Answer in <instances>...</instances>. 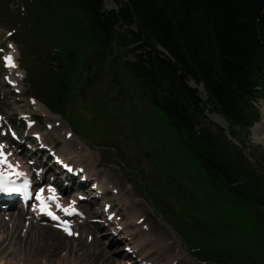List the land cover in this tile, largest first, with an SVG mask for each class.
<instances>
[{
	"label": "trees",
	"instance_id": "16d2710c",
	"mask_svg": "<svg viewBox=\"0 0 264 264\" xmlns=\"http://www.w3.org/2000/svg\"><path fill=\"white\" fill-rule=\"evenodd\" d=\"M117 1L118 12L102 10V0H37L42 37L47 50L56 53L52 66L44 67L47 74L37 71L36 90L52 110L65 114L78 82L73 78L78 59L90 47L109 50L118 41L122 49L141 43L148 50L125 67L211 185L210 207L215 210L213 204L221 198L242 218L233 239L216 236L206 220L198 226L188 223L189 231L202 232L201 239L197 233L188 236L189 245L200 248L197 254L206 261L227 257L233 264H264V163L257 169L222 128L207 120V104L186 83H203L210 109L223 115L231 128L247 132L258 119L250 100L264 76V0ZM46 4L52 7L49 14L42 8ZM134 23L139 31L130 38L115 28ZM223 244L231 248V256L220 253L219 258L215 249Z\"/></svg>",
	"mask_w": 264,
	"mask_h": 264
},
{
	"label": "rangeland",
	"instance_id": "374dc122",
	"mask_svg": "<svg viewBox=\"0 0 264 264\" xmlns=\"http://www.w3.org/2000/svg\"><path fill=\"white\" fill-rule=\"evenodd\" d=\"M31 1L0 0V25L5 28V31L15 26L18 33L23 32L28 36L27 39L24 38L25 44L22 41L20 42L23 45L17 44L18 47L25 48L27 59L30 61L27 65L26 60L21 61L23 68L30 67L33 61L43 53L40 50L43 41L36 34L37 23L34 22L33 26H30L29 21L27 22L24 18V13L30 8L33 9ZM105 7L112 9L117 6L114 1L107 0ZM119 29L126 33L131 28ZM12 41L17 43V40ZM8 47H11L9 43ZM121 54L125 56L120 59L128 61L134 60L136 56L126 52ZM106 60L107 54L90 52L83 61L85 70L83 67L79 69V65L75 68L73 78L78 80L84 75L81 81L85 80V85L76 91L78 97L72 106L75 110L76 123H78L75 128L72 125L74 116L70 123L71 121L69 122L67 118L51 112L44 104H42L43 113L37 112L35 106L26 99L28 96L23 95V98L19 99L15 93L9 91L8 97L3 98L1 90L7 87L1 74L0 113L4 114L16 127H21L18 118L23 117L24 114L32 115V118L38 120L37 126L40 128L38 130L48 133L46 136L48 143L58 147L65 157L73 160L74 163L87 166L92 177L101 171L103 176L100 177L109 178L114 175L116 180L124 185L125 199L121 194L116 193H112L109 199L123 214L125 224L128 225L127 231L136 240L138 253L145 256L148 264H176L179 261L178 251H175L173 246H168L169 241L162 231L147 234L141 230L136 217L147 216L140 209L137 215L136 212L133 215L130 213L129 201L133 197L143 201L145 210L147 209V213L152 217V225H155V220L163 226V230L172 233L174 246L182 254V262L179 264H205L188 253L183 245L180 236L183 240H187L183 224L191 223L197 226L206 220L217 235L222 234L233 239L238 237L242 218L237 211L230 207L226 208L227 205L221 198H217V202L213 204L215 210L210 207L207 193L212 191V187L194 167V161L184 151L183 146L173 140L172 130L165 123L163 112L147 106L139 83L125 69H117L122 67L119 61L104 66ZM0 69L5 72L1 66ZM262 87L264 88V82ZM260 93L261 96L255 101L259 111L264 103V90L260 89ZM23 111L24 114L21 113ZM49 123L53 126L52 130L47 129ZM58 123L60 126L57 125ZM68 128L74 131L77 138L71 145L62 136V129L68 130ZM252 133L250 130L249 137L243 138L246 145H254ZM81 144L90 151L85 147L82 151L76 150ZM257 147L264 148L260 145ZM245 154L255 162L251 146L246 147ZM114 184L111 183L113 187L120 189L117 183ZM108 190H112V187ZM97 203L102 208V202ZM99 210V214L102 213L101 209ZM3 219L10 225L14 224L10 214L4 215ZM147 222H149L148 218ZM85 227L92 229L93 225L90 223L80 225L79 238H66L62 235L58 237L59 243L54 239L52 247H59L55 253V262L49 263L48 259L42 257V260H38L35 264H70L72 259H76L79 264L81 260L70 252V248L77 246L85 248L86 251L87 248H94L96 252L103 251L104 254H110L117 258L118 264H125L126 259H133L126 252L124 253V244L128 241L119 242L111 234L102 236L96 232L94 235L93 231H85ZM173 228L178 229L180 236ZM196 233L201 238L202 232L196 231ZM91 234L92 239L88 237ZM152 236L156 240H151ZM4 237L6 236L0 235V240ZM96 240L102 241L103 244L101 246L99 243L95 244ZM9 248L7 255L0 256V264H33L28 261V253L24 248L13 245ZM228 250L232 251L230 247Z\"/></svg>",
	"mask_w": 264,
	"mask_h": 264
},
{
	"label": "bare ground",
	"instance_id": "6f19581e",
	"mask_svg": "<svg viewBox=\"0 0 264 264\" xmlns=\"http://www.w3.org/2000/svg\"><path fill=\"white\" fill-rule=\"evenodd\" d=\"M194 87H198L202 92H204V89L202 85H197L195 82H190ZM38 108H36V111H42L41 105L39 103H36ZM215 121L221 123L224 125V122H222L221 118L218 115L211 116ZM253 133L255 136L256 141L264 143V105L262 107V117L261 121L258 122L255 127H253ZM69 145L73 144L72 141L68 143ZM84 147V146H83ZM113 179L111 180V183H117L121 190H124V185L120 183L119 180H116V177L113 175ZM116 180V181H115ZM104 188L108 187L109 184L103 183ZM144 203L142 201L135 202V200H132L131 207L133 208L131 210V213L136 210L138 211V208L140 210L144 211L146 213L147 218L149 219V230L152 233H157V231H162L163 234L166 235V239H170L171 235L167 230H163V226H160L157 222H155V225L151 224L153 220L148 216V210L146 211L143 205ZM4 204H1L2 206ZM87 213H90L91 210L87 208ZM3 215L0 214V235H5L6 237L2 238L0 240V256L7 255L9 251V247L11 245L22 247L24 250L28 253L27 256L29 257L28 261H31L33 264L38 263V260H42V257L49 260V263L55 262V253L56 250L59 248H53L52 244L54 243V239H56V242L59 243V236H62L61 232L52 228V227H45L40 226L37 224H32L30 226L23 225L22 222V214L19 213L18 215H13L14 224L10 225L3 219ZM138 219H142V217L138 216ZM86 230H89L88 228ZM24 234V235H23ZM57 234H59L57 236ZM170 236V237H169ZM99 243V246L103 244L102 241H95V244ZM174 247V243H170L169 247ZM70 252L73 256L78 257L77 259H80L81 262L85 264H117V258L113 257L110 254H104L103 251L96 252L93 248H87V251L85 248H79L78 246L75 248H70ZM78 254H80L78 256ZM104 254V256H103ZM107 255V256H106ZM179 258L182 257V255L179 253ZM72 257V256H71ZM110 257V258H106ZM100 259L102 261L100 262ZM47 260V262H48ZM24 261V260H23ZM182 261V258H181ZM25 262V261H24ZM27 262V261H26ZM25 262V263H26ZM70 264H78L76 259H72L70 261ZM79 262V261H78ZM23 263V262H21ZM27 264V263H26ZM31 264V263H30ZM45 264V263H44Z\"/></svg>",
	"mask_w": 264,
	"mask_h": 264
},
{
	"label": "snow or ice",
	"instance_id": "6c2138e0",
	"mask_svg": "<svg viewBox=\"0 0 264 264\" xmlns=\"http://www.w3.org/2000/svg\"><path fill=\"white\" fill-rule=\"evenodd\" d=\"M9 35H11V33H9ZM5 60L8 62V65H9L10 67H14V66H15L14 58H13L11 55L6 56V57H5ZM0 147H2V146H0ZM0 160H2V154H0ZM2 162L7 163L6 160H2ZM26 186H27V185H25V187H26ZM11 190L20 191L21 189H9V188L3 186L2 184H0V191H11ZM43 191H44L43 189H40V193H43ZM49 191H50L51 193H55V189H54V188H50ZM37 199H40L41 202H42V204H44L45 208H47V200H46V198H44V197H42L41 195L38 194V195H37ZM50 199H52V200H56V201L58 202V197L55 196V195H52V196L50 197ZM64 210H65V211H69L70 209H64ZM71 210L74 211V209H71ZM57 219H58V217H57ZM66 230H68V229L66 228ZM69 234H71L70 231H69Z\"/></svg>",
	"mask_w": 264,
	"mask_h": 264
}]
</instances>
